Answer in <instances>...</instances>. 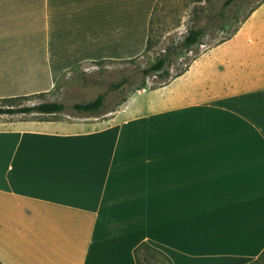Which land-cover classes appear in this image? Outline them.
<instances>
[{"label":"crops","instance_id":"0c3cea01","mask_svg":"<svg viewBox=\"0 0 264 264\" xmlns=\"http://www.w3.org/2000/svg\"><path fill=\"white\" fill-rule=\"evenodd\" d=\"M158 1L0 0V99L50 93L74 67L138 56ZM246 55L245 76L233 75L243 90L228 92L227 76L217 89L197 62L100 117L0 123V262L138 264L143 242L167 264L257 259L264 41Z\"/></svg>","mask_w":264,"mask_h":264},{"label":"rangeland","instance_id":"374dc122","mask_svg":"<svg viewBox=\"0 0 264 264\" xmlns=\"http://www.w3.org/2000/svg\"><path fill=\"white\" fill-rule=\"evenodd\" d=\"M227 1L159 0L151 17L147 50L131 59H107L74 67L55 81V90L20 101L22 105L61 102L67 107L62 113L0 115V123L18 119L85 121L93 116L78 113L72 106L108 93L106 113L97 115L100 117L121 107L139 90L160 87L171 76L181 75L197 62L202 63L210 84L217 89L225 85L227 76L231 86L228 92L243 90L245 80L235 79L233 75L245 76L246 52L254 42L264 41V0H236L226 4ZM146 28H142V38ZM192 29H202L204 34L196 44L187 46L186 37ZM161 58L167 59L164 69L144 77V70ZM123 80V86L112 88ZM141 101L137 100L138 104ZM156 254L151 263L167 264L164 254ZM142 264L149 263L142 261Z\"/></svg>","mask_w":264,"mask_h":264},{"label":"trees","instance_id":"16d2710c","mask_svg":"<svg viewBox=\"0 0 264 264\" xmlns=\"http://www.w3.org/2000/svg\"><path fill=\"white\" fill-rule=\"evenodd\" d=\"M236 0H228L226 4H229ZM204 31L202 29H192L188 36L186 37L185 44L187 46H192L196 44L199 39L203 36ZM150 38L148 39L147 49L150 46ZM146 49V50H147ZM167 59L161 58L156 63L152 64L150 67L144 70V77H148L152 73L160 72L166 66ZM125 83V80L117 84L112 85V88H120ZM108 93H103L97 96L95 99L76 103L72 106L74 110L78 113L88 114L91 116L101 115L106 113V99ZM33 96H17V97H7L0 99V115L9 114H30L39 113L44 115H56L62 113L67 107L64 103L52 101V102H42L34 105H22L21 100L29 99ZM156 252H159L156 248L151 246L148 242H143L135 249V257L138 264H142V261L151 263L152 259L156 256ZM161 252V251H160ZM169 264H172L168 259ZM1 263V262H0ZM2 264V263H1ZM249 264H264V252L254 261Z\"/></svg>","mask_w":264,"mask_h":264}]
</instances>
